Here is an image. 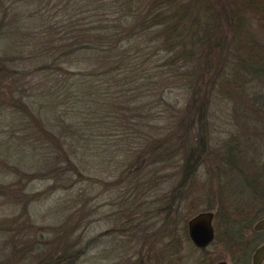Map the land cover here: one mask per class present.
Listing matches in <instances>:
<instances>
[{
    "label": "trees",
    "instance_id": "obj_1",
    "mask_svg": "<svg viewBox=\"0 0 264 264\" xmlns=\"http://www.w3.org/2000/svg\"><path fill=\"white\" fill-rule=\"evenodd\" d=\"M8 14L0 25L15 23ZM15 30L18 98L5 109L18 135L0 138V194L18 204L23 234H36V203L49 194L64 195L56 211L77 216L60 228L54 252L29 264H83L110 233L118 236L110 238L111 264H211L206 247L195 248L186 234L199 211L195 167L203 156L210 153L216 182L238 173L251 202L264 201V161L243 155L239 162L235 138L205 141L212 98L237 104L264 135V0H18ZM173 87L188 96L183 106L166 98ZM228 206L214 209L210 244L222 240L249 264L252 248L236 225L249 228L264 211L232 208L227 216ZM100 221L109 228L85 238ZM184 247L198 259L191 262Z\"/></svg>",
    "mask_w": 264,
    "mask_h": 264
},
{
    "label": "rangeland",
    "instance_id": "obj_2",
    "mask_svg": "<svg viewBox=\"0 0 264 264\" xmlns=\"http://www.w3.org/2000/svg\"><path fill=\"white\" fill-rule=\"evenodd\" d=\"M8 4L11 5L9 6ZM7 6L9 8H6ZM4 13H9L8 18L10 13H15L16 18H14L15 23L11 26L5 25L6 21L0 25V64H3L7 70V72H0V138L4 137L6 135L5 132L10 130H16L18 135V127L13 128V126L7 124L13 115L5 109L7 106L12 105L11 101L13 100L11 98H18L16 93L17 84L12 81L14 78H18V31L15 30V25H18V0H0V20L1 15ZM164 93H166L168 101H176L178 106H183L186 97H188L177 87L170 88ZM215 101L212 98V102L209 105V111L211 112L209 114V122L211 125L207 137H205L206 143H209L208 147H212L213 143H219L220 139L225 141L229 138H235L241 142L243 149V152L241 149L242 157L238 159L239 162H242L244 155L246 160L256 158V164L263 163L262 147L264 146V135L261 124L239 109L237 104L227 100H221L217 103ZM197 153V149L193 150L191 161L197 156ZM210 157V153H206L201 162L195 167V177L198 183L196 184L194 197L198 201V212L203 211L201 209H206L205 206L212 208L210 212H214V209L221 202L223 206L225 202L229 205L225 209L227 216L232 211V208L235 209L237 214L245 215L247 211L251 212L254 208L264 211L263 200L259 201L257 205L251 202V198H249L250 187L247 186V182L244 180L245 176H240L238 173L233 172L229 176V178H233L232 181L227 178H221L216 182L214 179L215 170L207 167ZM11 160H16V158L11 157ZM0 182L2 181L0 180ZM43 186L41 183H36L34 188L41 190ZM262 186L264 187V181ZM216 195H222V198H217ZM62 196L64 195L60 193L49 194L42 202L36 203V227L34 228L36 234H33V231L23 234L18 227V204L12 207L10 205L12 203L6 201V199L12 198L0 194V226H2L0 229V264H29L32 261L31 259L39 253L54 252L52 249L55 247L56 236L59 235L58 237L61 238L63 234L60 232V228H64L68 219L73 220L77 217L71 218L73 217L72 213L70 215L64 210H55L58 203L57 200ZM106 200L105 194L101 197L99 195L97 203L100 205L105 203ZM249 203L250 207H252L251 203L254 205L253 209L247 205ZM100 209L103 211L101 214L107 212L106 205L101 206ZM12 219L16 220L17 223L6 227L7 225L4 224ZM21 219L24 218L21 217ZM103 221L91 224L85 232V238L107 230L109 224ZM215 221H217L216 218L213 219V226ZM236 227H238L243 237L248 235L249 230L246 227L244 228L243 223L236 225ZM55 231H57V234H55ZM35 235H38L45 243H36V241L29 240L33 239ZM112 237L117 238L118 236L111 233L103 236L95 247L86 254L83 264L92 263L95 259L96 261L98 260V264L110 263L113 259L112 243L110 241ZM183 252L189 257L191 262L198 259L197 256L199 254L193 249L184 247ZM238 255V251L236 252L233 246L230 247L224 244L222 240L213 242L203 252V257L212 261L211 264L220 260L226 261L227 264H241L238 260Z\"/></svg>",
    "mask_w": 264,
    "mask_h": 264
},
{
    "label": "water",
    "instance_id": "obj_3",
    "mask_svg": "<svg viewBox=\"0 0 264 264\" xmlns=\"http://www.w3.org/2000/svg\"><path fill=\"white\" fill-rule=\"evenodd\" d=\"M264 112V103L262 105ZM213 214L210 211H200L186 221V234L190 243L198 249L207 247L213 240L214 232L212 228ZM264 228V219H260L253 225V230ZM264 257V244L259 246L252 254V264H259ZM214 264H227L224 260Z\"/></svg>",
    "mask_w": 264,
    "mask_h": 264
},
{
    "label": "flooded vegetation",
    "instance_id": "obj_4",
    "mask_svg": "<svg viewBox=\"0 0 264 264\" xmlns=\"http://www.w3.org/2000/svg\"><path fill=\"white\" fill-rule=\"evenodd\" d=\"M212 214H213V212H212ZM213 219H214V216L212 217V222H213ZM260 219H264V216H261V217L255 219L252 222L251 226L249 228H247V230H249V233H248L247 236H245V239L246 240L244 239V243H245L246 248H252L251 251L248 254V257H247L249 264H252V254H253V252L259 246H261L262 244H264V228L263 229H260V230H256V231L253 230V225L255 224L256 221H258ZM212 228H213V232H214V226H213V224H212ZM246 251H248V250H246ZM259 264H264V257L261 259V261H260Z\"/></svg>",
    "mask_w": 264,
    "mask_h": 264
}]
</instances>
